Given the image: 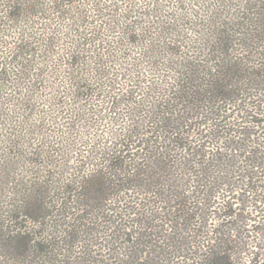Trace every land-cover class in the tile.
Masks as SVG:
<instances>
[{"label":"trees","instance_id":"trees-1","mask_svg":"<svg viewBox=\"0 0 264 264\" xmlns=\"http://www.w3.org/2000/svg\"><path fill=\"white\" fill-rule=\"evenodd\" d=\"M259 170L264 0H0V264H96L134 217L138 264H229L242 229L198 220L215 188L264 205Z\"/></svg>","mask_w":264,"mask_h":264},{"label":"rangeland","instance_id":"rangeland-1","mask_svg":"<svg viewBox=\"0 0 264 264\" xmlns=\"http://www.w3.org/2000/svg\"><path fill=\"white\" fill-rule=\"evenodd\" d=\"M242 165L244 164H241V166ZM259 171L262 173L260 176L264 181V171ZM252 173H254V171H252ZM254 175L256 176V174ZM258 181L261 180L259 179ZM244 183H240L239 186L243 185ZM249 186L250 188L255 189L256 184L250 183ZM235 188L236 187L230 186L228 188L230 193H227L226 190L222 191L218 188L213 190L214 193L215 191L216 193L218 192L217 198L215 196V198L207 202L208 205L206 206V209L205 207L203 208V211L207 214V216L203 220H198V223L202 222L199 224L200 230L205 233L215 229L220 231H228V226L235 223L237 228H241L242 230L239 229L240 239L235 242V246L233 245V249L236 248V246L238 248H236L233 252L230 251L229 253L222 254L229 258L227 263L261 264L264 262V218L262 220L260 216L263 214L262 212L264 211V205L256 202L260 192L252 190L253 192L248 193V191H245L249 190L247 189L248 186L246 184L241 187L243 191L236 192ZM226 204L230 207V209L222 208V206ZM238 209L242 210L240 213L242 214L243 219L238 221V219H236L237 217L233 219L225 218L227 213H239ZM255 220L256 222H253ZM138 226L137 219L134 217V229L132 231L133 243L130 244L125 243L126 241L124 239L120 240V238L117 235H114L112 231H107V229H104L106 232L99 235L102 237L101 243L103 246L99 248H91L92 258H89L88 255H85L86 259L93 260V263L95 262L96 264H138L139 262L146 260V258L149 256L148 251L151 249L150 246L152 241H154L156 237L150 236V233H153V231H140ZM196 233L198 234V232ZM116 238L117 241L114 243V245H112L113 243H111V241ZM107 240H110L112 246H108ZM138 248H142L144 251H146L142 258H137L135 256L136 250ZM202 249L203 253L200 251L196 252L194 249H191L186 254H181V257H179L177 253H174L172 254V257L168 259L166 264H208V262H206L205 259L201 257L207 254L205 249Z\"/></svg>","mask_w":264,"mask_h":264}]
</instances>
